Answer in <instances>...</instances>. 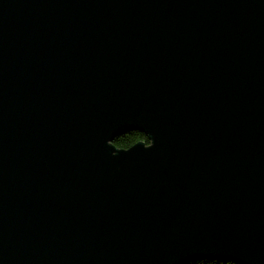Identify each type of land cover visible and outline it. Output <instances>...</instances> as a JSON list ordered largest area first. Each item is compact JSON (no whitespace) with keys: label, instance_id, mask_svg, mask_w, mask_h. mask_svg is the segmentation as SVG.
<instances>
[{"label":"water","instance_id":"obj_1","mask_svg":"<svg viewBox=\"0 0 264 264\" xmlns=\"http://www.w3.org/2000/svg\"><path fill=\"white\" fill-rule=\"evenodd\" d=\"M199 260L264 264V0H0V264Z\"/></svg>","mask_w":264,"mask_h":264},{"label":"trees","instance_id":"obj_2","mask_svg":"<svg viewBox=\"0 0 264 264\" xmlns=\"http://www.w3.org/2000/svg\"><path fill=\"white\" fill-rule=\"evenodd\" d=\"M139 142H145L146 144H150L149 138L145 134L138 132H130L124 134L119 138H117L114 144L119 149H129ZM189 264H238V263L220 262L216 260H199V261L191 262Z\"/></svg>","mask_w":264,"mask_h":264}]
</instances>
